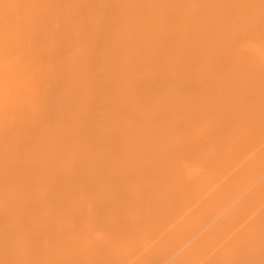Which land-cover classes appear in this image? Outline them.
Masks as SVG:
<instances>
[{
	"label": "bare ground",
	"instance_id": "1",
	"mask_svg": "<svg viewBox=\"0 0 264 264\" xmlns=\"http://www.w3.org/2000/svg\"><path fill=\"white\" fill-rule=\"evenodd\" d=\"M0 264H264V0H0Z\"/></svg>",
	"mask_w": 264,
	"mask_h": 264
}]
</instances>
